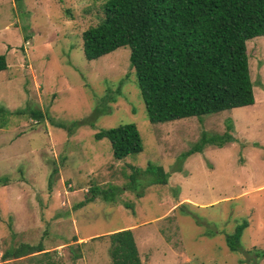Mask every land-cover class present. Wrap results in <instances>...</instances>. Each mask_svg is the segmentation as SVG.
<instances>
[{"label": "rangeland", "instance_id": "rangeland-1", "mask_svg": "<svg viewBox=\"0 0 264 264\" xmlns=\"http://www.w3.org/2000/svg\"><path fill=\"white\" fill-rule=\"evenodd\" d=\"M104 1L0 0V107L10 112L0 127V264H111L105 236L120 229L132 231L141 264H264L254 254L264 251V36L245 44L252 105L151 124L127 47L83 57L81 33L103 17ZM124 123L136 126L142 151L115 160L94 133ZM224 132L230 143L188 153ZM148 164L166 183L138 178V197L125 188L128 165ZM109 185L122 188L116 203L95 195L79 205ZM243 219L230 252L224 237ZM37 243L46 255L10 256Z\"/></svg>", "mask_w": 264, "mask_h": 264}, {"label": "trees", "instance_id": "trees-1", "mask_svg": "<svg viewBox=\"0 0 264 264\" xmlns=\"http://www.w3.org/2000/svg\"><path fill=\"white\" fill-rule=\"evenodd\" d=\"M101 12L100 21L81 33L83 57L91 61L127 47L129 66L135 74L149 123L200 118L254 103L245 44L264 36V0H105ZM6 68L5 55L0 54V71ZM9 114L0 107V127L6 124ZM30 114L35 119L42 118L37 110H31ZM81 125L80 120L68 127L56 124L67 130ZM230 126L226 124L227 130ZM101 139L108 140L115 160L142 151L133 123L101 128L94 133V140ZM201 140L188 153L201 150L205 144L222 147L230 143L232 136L224 132L221 136H202ZM128 168L125 188L138 197L142 196L141 190H135L138 178L149 174L152 178L144 181L147 185L166 183L167 175L159 166L148 164L144 170L130 165ZM121 189L112 185L105 189L94 186L89 190L90 196L79 205L92 202L95 195L116 203ZM246 226L243 219L232 233L225 235L230 252L240 247ZM105 237L111 264H141L130 229H120ZM42 251L40 243L21 244L10 256L16 259L38 253L46 255ZM254 254L264 258V251ZM7 257L4 255L2 261L8 260ZM40 260L35 264H53Z\"/></svg>", "mask_w": 264, "mask_h": 264}]
</instances>
